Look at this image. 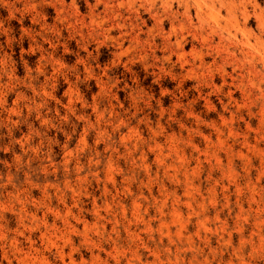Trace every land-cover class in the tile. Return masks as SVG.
<instances>
[{
    "label": "rangeland",
    "instance_id": "1",
    "mask_svg": "<svg viewBox=\"0 0 264 264\" xmlns=\"http://www.w3.org/2000/svg\"><path fill=\"white\" fill-rule=\"evenodd\" d=\"M0 264H264V0H0Z\"/></svg>",
    "mask_w": 264,
    "mask_h": 264
},
{
    "label": "bare ground",
    "instance_id": "2",
    "mask_svg": "<svg viewBox=\"0 0 264 264\" xmlns=\"http://www.w3.org/2000/svg\"><path fill=\"white\" fill-rule=\"evenodd\" d=\"M199 1V0H198ZM194 2V1H193ZM195 3V2H194ZM187 4V3H186Z\"/></svg>",
    "mask_w": 264,
    "mask_h": 264
}]
</instances>
